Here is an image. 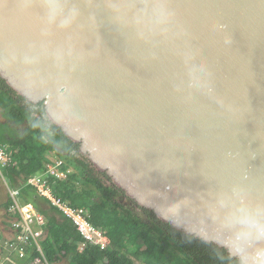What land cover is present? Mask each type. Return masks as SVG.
<instances>
[{
	"label": "water",
	"instance_id": "obj_1",
	"mask_svg": "<svg viewBox=\"0 0 264 264\" xmlns=\"http://www.w3.org/2000/svg\"><path fill=\"white\" fill-rule=\"evenodd\" d=\"M0 82L142 219L264 264V0H0Z\"/></svg>",
	"mask_w": 264,
	"mask_h": 264
},
{
	"label": "trees",
	"instance_id": "obj_2",
	"mask_svg": "<svg viewBox=\"0 0 264 264\" xmlns=\"http://www.w3.org/2000/svg\"><path fill=\"white\" fill-rule=\"evenodd\" d=\"M42 107L31 108L16 97L0 82V144L8 145L17 161L15 168L3 170L5 178L14 188L21 189L23 203L32 204L47 219L42 247L53 264H239L225 250L198 242L162 223L151 212H141L122 202V193L107 185L105 176L75 153L68 144L52 130L42 117ZM62 158L77 173L67 181H58L56 193L76 208L89 214L90 222L104 231L110 240L105 251L86 246L80 249L82 236L72 221L49 202L39 196L32 186L24 182L42 172L49 154ZM1 180V177H0ZM12 202L2 205L8 226L13 216L9 213ZM33 254L27 264L33 260ZM16 264H24L18 261Z\"/></svg>",
	"mask_w": 264,
	"mask_h": 264
},
{
	"label": "built area",
	"instance_id": "obj_3",
	"mask_svg": "<svg viewBox=\"0 0 264 264\" xmlns=\"http://www.w3.org/2000/svg\"><path fill=\"white\" fill-rule=\"evenodd\" d=\"M17 165L9 146L0 144V175L7 186V193L12 202L9 213L13 216L5 230L0 229V264H16L18 261L27 264L32 254L34 258L30 264H53L46 257L42 247L46 217L32 204L23 203L21 189L12 187L3 174V170L15 168ZM75 173L77 171L74 167L67 166L62 158L52 153L48 155L44 170L27 179L24 185L32 186L39 196L72 221L83 238L81 250L88 245L105 251L109 248L110 240L102 229L90 222L88 212L72 206L56 193V183L67 181Z\"/></svg>",
	"mask_w": 264,
	"mask_h": 264
},
{
	"label": "rangeland",
	"instance_id": "obj_4",
	"mask_svg": "<svg viewBox=\"0 0 264 264\" xmlns=\"http://www.w3.org/2000/svg\"><path fill=\"white\" fill-rule=\"evenodd\" d=\"M2 117V116H1ZM0 117V122L2 121V119H3V117L1 118ZM96 172V171H95ZM0 177H1V175H0ZM105 182H106V184L107 185H110V183L107 181V180H105ZM7 186H6V184H5V181L2 179V177H1V180H0V225L2 224V223H6V218H5V210H4V208H3V204L7 201ZM123 201V203L125 204V205H127V202L123 199L122 200ZM134 210H136V211H139V212H141L142 213V211L139 209L138 210V208L137 207H135V206H131Z\"/></svg>",
	"mask_w": 264,
	"mask_h": 264
},
{
	"label": "flooded vegetation",
	"instance_id": "obj_5",
	"mask_svg": "<svg viewBox=\"0 0 264 264\" xmlns=\"http://www.w3.org/2000/svg\"><path fill=\"white\" fill-rule=\"evenodd\" d=\"M2 115H1V111H0V117H1ZM2 118V117H1ZM1 122H4V120L2 119V121ZM139 210V209H138Z\"/></svg>",
	"mask_w": 264,
	"mask_h": 264
},
{
	"label": "crops",
	"instance_id": "obj_6",
	"mask_svg": "<svg viewBox=\"0 0 264 264\" xmlns=\"http://www.w3.org/2000/svg\"><path fill=\"white\" fill-rule=\"evenodd\" d=\"M25 264V263H24Z\"/></svg>",
	"mask_w": 264,
	"mask_h": 264
}]
</instances>
